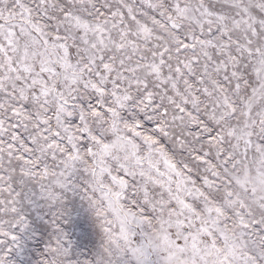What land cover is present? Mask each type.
<instances>
[{
  "label": "snow or ice",
  "instance_id": "snow-or-ice-1",
  "mask_svg": "<svg viewBox=\"0 0 264 264\" xmlns=\"http://www.w3.org/2000/svg\"><path fill=\"white\" fill-rule=\"evenodd\" d=\"M34 196L41 264H264V0H0V264Z\"/></svg>",
  "mask_w": 264,
  "mask_h": 264
},
{
  "label": "rangeland",
  "instance_id": "rangeland-1",
  "mask_svg": "<svg viewBox=\"0 0 264 264\" xmlns=\"http://www.w3.org/2000/svg\"><path fill=\"white\" fill-rule=\"evenodd\" d=\"M33 203L25 207L29 220V230L20 234V246L10 255L12 264H41L46 258V247L56 234L52 227L54 207H49L45 201L33 198ZM62 222L60 229L71 242V252L74 260L92 259L99 251L102 234L93 212L79 193L65 194Z\"/></svg>",
  "mask_w": 264,
  "mask_h": 264
}]
</instances>
